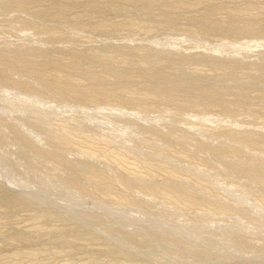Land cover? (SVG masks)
<instances>
[{"label": "rangeland", "instance_id": "rangeland-1", "mask_svg": "<svg viewBox=\"0 0 264 264\" xmlns=\"http://www.w3.org/2000/svg\"><path fill=\"white\" fill-rule=\"evenodd\" d=\"M0 59V264H264V0H0Z\"/></svg>", "mask_w": 264, "mask_h": 264}, {"label": "bare ground", "instance_id": "bare-ground-1", "mask_svg": "<svg viewBox=\"0 0 264 264\" xmlns=\"http://www.w3.org/2000/svg\"><path fill=\"white\" fill-rule=\"evenodd\" d=\"M155 1H157V0H155ZM152 2V1H151ZM153 2H154V0H153ZM3 61V60H2ZM1 61V59H0V62H2ZM4 62V64L6 63L5 61H3ZM21 63H22V60H21ZM28 63H26V62H23V64H22V68L24 69V67L27 65ZM30 64V63H29ZM2 65V64H1ZM10 66H11V63H10ZM33 66V65H32ZM38 66V65H37ZM2 67H3V65H2ZM10 68V67H9ZM20 68V67H19ZM26 68V67H25ZM3 69V68H2ZM6 69V68H5ZM29 69V68H28ZM31 70V69H30ZM4 71V70H3ZM24 72H25V70H23ZM33 71L36 73V70H34L33 69ZM20 72V71H19ZM34 72H31V73H34ZM41 72V71H40ZM24 74V73H23ZM32 75V74H31ZM35 75V74H34ZM42 76H43V74H42ZM48 76V75H47ZM46 77V76H45ZM55 77V76H54ZM53 77V78H54ZM36 78H37V76H36ZM41 78V77H40ZM50 78V77H49ZM48 78V79H49ZM55 79H57L56 77H55ZM38 81V80H37ZM40 81V80H39ZM51 81L52 82H57L56 80L55 81H53V79H51ZM51 81H49L48 83H51L52 84V82ZM43 82H44V80H43ZM47 83V82H46ZM25 84V83H24ZM54 84H56V83H54ZM95 84V83H94ZM20 87H22L21 86V84L19 85ZM48 86H49V88H52L53 86L55 87V85H53L52 87H50V85L48 84ZM48 86H46V87H48ZM57 86V85H56ZM44 87H45V85H44ZM128 87V86H127ZM194 87V86H193ZM64 88V87H63ZM203 88V87H202ZM37 89V88H36ZM41 89V88H40ZM47 89V88H46ZM61 89V88H60ZM203 89H205V88H203ZM50 90V89H49ZM156 90V89H155ZM202 90V89H201ZM206 90V89H205ZM43 91H44V89H43ZM62 91V90H61ZM63 91H65V90H63ZM60 92L59 90H54V92H56V94L58 95V96H65L64 94H69V92L68 93H65V92ZM207 91V90H206ZM78 92V91H77ZM110 92V91H109ZM156 92V91H155ZM168 92V91H167ZM42 93H44V92H42ZM64 93V94H63ZM98 93H99V91H98ZM102 93V92H101ZM100 93V94H101ZM161 93V92H160ZM38 94V93H37ZM41 94V93H40ZM78 94V93H77ZM86 94V93H85ZM107 94V93H106ZM111 93H109V95H110ZM114 94V93H113ZM112 94V95H113ZM163 94V93H162ZM168 94H169V92H168ZM168 94H165V92H164V98L166 97V98H168L169 99V97H168ZM203 94V93H202ZM205 94V93H204ZM70 95V94H69ZM98 95V94H97ZM102 95H103V93H102ZM108 95V96H109ZM99 96V95H98ZM98 96H95V97H92L91 96V100H94V99H96V98H98ZM111 96V95H110ZM106 97V96H105ZM89 99V98H88ZM245 113V112H244ZM23 125V124H22ZM33 131H36L38 134H39V132L40 131H42V129L41 128H39V127H37V126H34L33 127ZM44 132H45V130H44ZM48 131H46V133H47ZM51 135H54L53 133H50ZM231 138V137H230ZM231 139H233V140H235V141H237V142H242V143H248V141L247 140H245L242 136H233ZM59 140H60V142L62 143V144H66V142L68 141V139H66V138H64V137H60L59 138ZM83 140H84V138H83ZM22 141H26V138H22ZM78 144L80 145L81 143H79L78 142ZM81 146V148H82V153L86 156V157H89V158H97L100 154H102L101 152H102V150L103 149H100V148H95V147H85V146H83V145H80ZM214 150V149H213ZM107 151H108V149H107ZM231 151V150H230ZM110 153H111V150L109 151ZM109 152H108V154H109ZM106 154V152L105 153H103V155H105ZM109 156H111V155H109ZM106 157H108V155L106 156ZM114 157V156H113ZM117 160V159H116ZM59 161L61 162V161H63V159L60 157V159H59ZM114 161V160H113ZM118 162H116V164L117 165H120L121 164V162H120V160H117ZM115 162V161H114ZM261 164H263L264 165V162H261ZM85 166H86V169H84V171L82 170V172L88 177V180L89 181H91V182H95V183H103L104 181H106L105 179H107V176L105 175V174H102L101 173V171L98 169V168H96V167H93L92 165H86V164H84ZM255 164H253L252 166H248L247 168H249V170L246 172V175L248 176V177H251V178H255V179H257V180H259L261 183H264V174L263 175H259V170H257V168H258V164L257 165H255ZM261 166V165H260ZM121 167V166H120ZM263 167V166H262ZM262 169L260 168V171H261ZM264 172V171H263ZM173 173V172H172ZM149 176V175H148ZM152 178V177H151ZM110 183V182H109ZM137 185V188H139V190L140 191H143V192H149L151 195H155V196H159V195H162V197L163 198H165L166 200L168 199V200H172V202H175V203H177V204H188V205H192V206H195V205H199V206H202L203 205V200L201 199V198H199V197H197V196H194V195H191L189 192H187L185 189H183V186H184V184L183 185H181V184H179V185H175V186H173V187H171V188H165L163 185L161 186V184H159V183H155V184H150V183H148L147 181H145V182H143L142 180L141 181H139V182H137L136 183ZM200 184H202V183H200ZM201 186V185H200ZM167 187V186H166ZM136 188V189H137ZM203 188H204V185H203ZM202 188V189H203ZM73 189L75 190V191H77V192H81V193H83V192H85V191H87L86 190V186H84V185H79V184H74L73 185ZM73 190V191H74ZM106 190H109V187H108V185H104V186H102V188L98 191V194L100 193V195L102 194V195H104L103 193H104V191H106ZM205 190H206V188H205ZM208 192V191H207ZM148 195V194H147ZM150 195V196H151ZM118 198H120L121 200H120V202H123V200H125L126 202L128 201L127 200V197L125 198V197H121V196H118ZM131 200V199H130ZM164 200V199H163ZM207 204V203H206ZM217 207V206H216ZM140 208H142V206H140ZM219 209H224L225 210V208H224V206H220L219 207ZM206 210H208V209H206Z\"/></svg>", "mask_w": 264, "mask_h": 264}]
</instances>
